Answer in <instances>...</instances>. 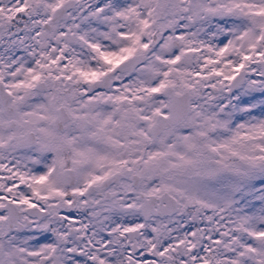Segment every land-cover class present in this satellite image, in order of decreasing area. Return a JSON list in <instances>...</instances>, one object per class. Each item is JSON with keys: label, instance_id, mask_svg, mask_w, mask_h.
<instances>
[{"label": "snow or ice", "instance_id": "6c2138e0", "mask_svg": "<svg viewBox=\"0 0 264 264\" xmlns=\"http://www.w3.org/2000/svg\"><path fill=\"white\" fill-rule=\"evenodd\" d=\"M0 193V264H264V0H0Z\"/></svg>", "mask_w": 264, "mask_h": 264}, {"label": "rangeland", "instance_id": "374dc122", "mask_svg": "<svg viewBox=\"0 0 264 264\" xmlns=\"http://www.w3.org/2000/svg\"><path fill=\"white\" fill-rule=\"evenodd\" d=\"M221 39H224V38H223V37H221ZM254 78H255V77H254ZM125 82H127V80H125ZM116 86H117V87H120V84H119V82H117V83H116ZM256 95H257V96H259V93H257ZM23 187H24V186H23V185H21V188H23ZM0 195H3V193H0ZM257 204H259V202H257ZM200 226H201V227H203L204 225H200Z\"/></svg>", "mask_w": 264, "mask_h": 264}, {"label": "flooded vegetation", "instance_id": "af4514ba", "mask_svg": "<svg viewBox=\"0 0 264 264\" xmlns=\"http://www.w3.org/2000/svg\"><path fill=\"white\" fill-rule=\"evenodd\" d=\"M62 214H67V210H62ZM73 215H75V214H73ZM77 219H79V217H77ZM137 222H140V221H137ZM77 226H79V225L77 224Z\"/></svg>", "mask_w": 264, "mask_h": 264}]
</instances>
